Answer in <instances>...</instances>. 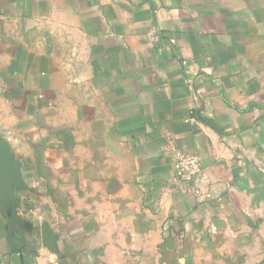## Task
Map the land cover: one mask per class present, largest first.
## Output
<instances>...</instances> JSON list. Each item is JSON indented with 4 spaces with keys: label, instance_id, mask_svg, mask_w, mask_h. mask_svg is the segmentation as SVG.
Instances as JSON below:
<instances>
[{
    "label": "crops",
    "instance_id": "1",
    "mask_svg": "<svg viewBox=\"0 0 264 264\" xmlns=\"http://www.w3.org/2000/svg\"><path fill=\"white\" fill-rule=\"evenodd\" d=\"M0 264H264V0H0Z\"/></svg>",
    "mask_w": 264,
    "mask_h": 264
},
{
    "label": "built area",
    "instance_id": "2",
    "mask_svg": "<svg viewBox=\"0 0 264 264\" xmlns=\"http://www.w3.org/2000/svg\"><path fill=\"white\" fill-rule=\"evenodd\" d=\"M173 180L187 185V189L200 196L202 185L208 183V177L203 172L199 157L189 151L176 149L174 158Z\"/></svg>",
    "mask_w": 264,
    "mask_h": 264
}]
</instances>
